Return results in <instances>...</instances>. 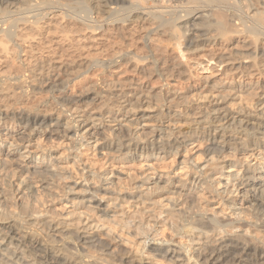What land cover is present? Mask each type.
<instances>
[{
    "label": "bare ground",
    "instance_id": "1",
    "mask_svg": "<svg viewBox=\"0 0 264 264\" xmlns=\"http://www.w3.org/2000/svg\"><path fill=\"white\" fill-rule=\"evenodd\" d=\"M2 127L0 148L59 133L63 158L103 164L80 174L56 145L25 147L34 179L74 182L66 206L85 211L57 217L6 153L0 264H129L115 247L139 264H264V182L240 191L264 176V0H0Z\"/></svg>",
    "mask_w": 264,
    "mask_h": 264
},
{
    "label": "rangeland",
    "instance_id": "2",
    "mask_svg": "<svg viewBox=\"0 0 264 264\" xmlns=\"http://www.w3.org/2000/svg\"><path fill=\"white\" fill-rule=\"evenodd\" d=\"M171 1H173V0H171ZM199 73H202V71H200ZM97 74H98V72H92L86 78L79 80L75 84H72L70 91L73 92V93L79 92V91H83L90 80L98 81V75ZM203 75L204 74H200V76H203ZM189 84L192 85V86L197 87L198 84H199V80L198 79H193V80H191V82ZM27 121H28L27 119L26 120L23 119V120L18 121L17 129L20 128V127L23 128V126L26 124ZM1 132L3 133V136L7 135L6 132L4 131L3 127L0 129V133ZM58 135H59V133L54 134L53 137L51 138L52 140H50L48 134H44L43 136L42 135H34L32 137V139H30L31 145H28L29 143L25 142V143H22V145L20 147H16V148H9L8 145L4 144L0 148V161L6 160L8 158L6 153H11L10 157H9V161L11 160V162L8 164L6 171H12L13 169L17 168V166L20 165L21 162L24 161V163H22V167H30V169H32L31 172H30V176L28 178L30 180H28V182L31 183V185L33 187V190H34V194L36 195L35 197L38 198V200H39V203L37 202L35 205H42V203H43L45 208L50 210L52 212V214H54V216L60 217L62 215L63 217H65L71 211H73L75 214H77V213H79L81 211H85L84 208H79V210H78V208L77 209L71 208L72 203H70L68 206H66V203H67V202H65L66 197L64 196L65 193H64V189L62 187L64 185H66V184L72 185L74 182H69V181L63 182L61 184L62 187H57L56 185H54V183H52V181L50 179H49L50 182H44V183L40 182L39 179H34V176H31L32 175L31 173L34 171L35 165L39 166L41 161L33 160L32 161L33 164L28 165L29 162H31V160H29V159L22 160V159L19 158V156L20 155L26 156L27 150H25V147H28V149L32 150L33 152H36L37 141L39 139H41L42 144L46 145V147L50 148L53 145H56L55 149L52 151L51 155H52L53 160H59L58 161V165H57L59 168H61V169L66 168L67 170H69V168L73 165L75 170H77L78 173H80V174H83V168L85 167V165H89V166L92 165L95 171L101 172L102 171V164H103V162H102L103 161V157L100 156V155L92 156L91 152L86 153L84 151V149H82L83 157L81 158V162L78 161V160H74L71 156L67 157V158H63L62 154H69V153L66 152L65 149L62 146L58 145L59 142H62V140L60 141L57 138ZM66 143L67 142L65 141V144ZM24 144H25V146H24ZM15 149H17V150L15 151ZM90 155L94 158V161L92 162V164L88 161ZM246 156H248V155L247 154H239V155H237V157L240 158V159H243ZM46 161H48V159H46ZM128 165H125V167H127V169L131 168V170L134 171V173L136 172L135 174L139 173L138 170L134 169V167L136 166V165H134V163H130ZM165 166L164 165H160V168L162 169V167H163V169H164ZM136 168L138 169V166ZM166 169L167 168H165V170ZM48 172L51 173L52 170L50 169V170H48ZM243 172H244V169H243ZM2 179H5V176H3ZM17 180L18 179L15 178L13 180V182H15ZM75 180H79V178H76ZM114 180H116V179H114ZM240 181L241 180H239V184H241V182H242V181L241 182ZM260 181L264 182V176H262L261 178L255 179L254 181H252V183L251 182H246L244 186L240 187V191H243L245 186L249 187L252 184L259 183ZM78 182L81 183L82 181L79 180ZM1 183L2 182H1V179H0V200H1V202H3L4 198L5 199L6 198L9 199L10 201L8 203V207H11L10 208V210H11L12 207H13V203L11 202V198L9 197L8 184H6L7 183L6 182L5 185L2 186ZM47 184H50V186H48ZM172 188L180 189V184L177 183V184L173 185ZM200 191H201V193H206L208 197H212V195L207 190H203L202 191V189H200ZM256 194L258 195V193H256ZM242 195H243V193L239 194L238 198L241 199ZM74 197L75 196L72 195L71 200ZM249 198L254 200L255 199V193H250ZM242 202L243 201L241 199L239 201V204H242ZM261 202H262V199L258 196L254 200V203H252V205L255 204V206H257ZM33 205H34V203H33ZM28 220H30V218H27V221ZM71 229H73V228H71ZM103 244H107V242L103 241ZM115 248H116V251H115L114 255H115L116 258L124 259V260L128 261L129 264H139V262H138L139 258L137 256H133L132 257L131 255H126L125 254L127 252L126 250H123L120 247H115ZM91 252H95L94 255L97 258H99L101 256V253L97 252V250L95 248L93 250H91Z\"/></svg>",
    "mask_w": 264,
    "mask_h": 264
}]
</instances>
